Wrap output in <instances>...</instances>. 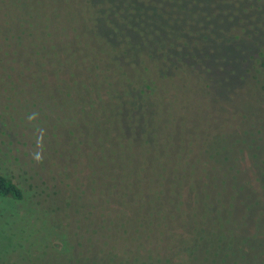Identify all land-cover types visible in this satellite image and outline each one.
Instances as JSON below:
<instances>
[{"label": "rangeland", "instance_id": "374dc122", "mask_svg": "<svg viewBox=\"0 0 264 264\" xmlns=\"http://www.w3.org/2000/svg\"><path fill=\"white\" fill-rule=\"evenodd\" d=\"M139 2L143 7L138 14L139 19L136 18L133 25L150 32L152 41L155 37H159L160 42L171 41L170 56L177 62L175 68H169L171 72L173 70V82L170 84L174 89L171 88L166 94L167 98L162 108L151 102L150 106L144 107L148 112L147 116L141 112H132L124 92L126 88L135 89L145 80L141 77L137 81L135 79L130 81L124 77L116 81V85L112 87L116 97L122 94L120 99L113 98L109 104L89 114L76 116L71 108L61 106L65 100L60 98L55 106L46 103L47 111L51 113L53 119L47 120L44 116L40 131L34 129L32 133L26 131L23 134L21 127L11 121L9 129H6L17 138L16 141L22 135L20 140L27 142L32 156L24 168H15L16 164L13 165L6 158L21 153L22 144L17 146V149L11 145L9 148L7 144H0L2 154H5V156L0 154V171L13 178L14 182H18L20 176L26 185H34L36 192L40 191L36 186L40 181L34 178L35 175L43 171V164L49 167L46 165L49 159L54 160V165L51 166L53 169L47 170L49 174L42 173L51 183L47 190L51 191L47 194L49 198L45 197L46 193L42 198L38 195L41 192H38L35 194V201H44L43 208L47 204L48 211L55 213L56 216L68 212L74 222L81 223L80 232L85 236L83 251L86 253H90L91 250L98 251L102 242L110 237L113 240L118 239L120 225L124 219L114 209V203H118L120 198L128 200L131 211L149 212L155 205L162 214L167 213L160 201L163 200L166 207H171V191L178 179L175 175L176 168L186 167L188 171L192 169L197 161V155L190 156V153L192 150H199V144L195 143L198 140L201 143L206 141L205 135L210 145L206 156L227 161L231 158L236 160L239 155L240 164L228 163L225 169L231 178L248 169L251 188H258L248 156L240 155L244 152L242 149L247 138L245 131L256 132V127L264 123V107L259 109L256 105V101H259L256 99V86H259L256 84V69L248 70L247 66L250 65L241 62L246 56L249 58L251 52L243 51L244 49L250 51L246 46L243 50L235 48L234 42L239 37L245 39L252 35L256 44L260 43V36L264 33V0H139ZM162 3L164 11L163 15H160L158 9ZM50 4L55 6L50 7ZM21 5L22 11L15 2L0 0V20L5 24H0V35L20 37V34H24L22 29L24 12L26 16L28 12L47 11L53 16L55 34L49 36L39 18L35 19L40 24L33 28L36 34H42L43 39L38 41L40 46L38 48L43 57L51 58L57 45L60 52L73 49L77 54L76 58L83 65L95 67V62L105 66L113 63L118 72L124 73L125 70L118 66V60L122 56H119L114 46L101 43L106 33L110 32V28L107 27L103 33L93 35L94 25L91 21L97 15L93 10L101 8L104 13L110 15L114 9L126 7L124 1L111 0V3L105 2L101 6L97 2L92 4L91 0H76L77 12L72 18L78 19L88 11L90 17H84L83 21L77 24L81 29L82 40H76L74 46L68 45L62 37V32L61 35L59 33L62 29L59 27L61 20L67 17L66 11H69V8L62 4V0H22ZM122 13L133 14L128 13L127 9ZM143 33V30H137L138 35ZM160 34L165 37L162 38ZM117 43L121 52L125 45L122 46L120 40ZM126 52L129 53V57L134 54L139 61L142 60L139 50L127 49ZM144 56L149 59L146 53ZM197 58L199 63L196 62ZM127 62L130 63L129 60ZM6 87H15L17 93L8 94ZM25 87L19 80L16 86L10 82L4 85L0 75V107L7 105L4 100L7 96L10 98L12 96L9 111H4L6 115L21 113L19 102L26 97ZM79 97L83 99L81 94ZM31 99L37 102L41 97L33 94ZM261 99L264 103V96ZM120 116L125 117L123 126L118 122ZM74 133L84 140V144L92 138L91 141L104 147L102 142L107 140L103 154L96 160L95 167L84 186L76 181L62 182V171L76 160L75 154L79 152ZM108 134H113V139L108 138ZM2 138L0 135V140ZM261 138L264 139V134H261ZM146 139L152 140L151 146H145ZM254 139L256 140V135ZM8 140L6 138V141ZM133 150L140 152L142 163L146 156H151L153 160L152 168L149 167L147 172L141 171L135 175L134 182V178L127 172V165L140 169H144V166L133 161L126 162L124 157L130 155ZM261 159L264 160L260 155L256 161ZM218 165L220 166L219 163ZM217 171L213 164L204 163L198 168L194 178H190L189 183L196 189L193 198L196 197L200 202L199 205L197 200L193 202V210L200 213L202 224H206L202 217V207L208 199L218 210H224L223 221L226 231L234 233L235 237H241L250 232L253 223H256L254 218L245 217L247 211L243 204L247 194L243 188L245 181L243 177L239 178L242 189L239 195L231 183L228 182L229 185L226 186L220 185L221 177L224 176L222 174L219 176ZM159 173L168 174L165 194L161 192L162 177ZM198 194L203 195L199 197ZM246 201L251 203V197L248 196ZM258 209L259 206L256 205L251 214H256ZM156 218H159V215ZM74 222L72 221V227L75 229L77 224ZM21 223L22 219L14 202L0 198V264H4L6 260L5 264L17 261L14 258H18L19 254L14 256V251L18 250ZM226 234L230 235L227 232ZM33 240L31 237L30 241ZM35 259L38 264L49 261L48 257L42 255L36 256Z\"/></svg>", "mask_w": 264, "mask_h": 264}, {"label": "trees", "instance_id": "16d2710c", "mask_svg": "<svg viewBox=\"0 0 264 264\" xmlns=\"http://www.w3.org/2000/svg\"><path fill=\"white\" fill-rule=\"evenodd\" d=\"M11 1L15 2L22 11V0ZM75 1L62 0V4L67 6L69 11H66L67 17L61 20L59 26L62 27L59 31L60 35L62 32L63 39L70 46H74V42L81 39V29L77 24L81 23L84 17L90 15L88 11L78 19L72 18L77 12ZM91 1L92 4L97 2L101 6L105 2L111 3V0ZM115 1H124L126 7L123 9L118 7L110 15L104 13L101 8L93 10L97 15L91 19L94 25L92 33L97 35L103 33L107 27L110 28L109 33L105 32L106 36L101 43L106 46H114L119 56H122L118 60V66L125 70L123 74L117 71L113 63L105 66L102 63L95 62V67L94 65H83L76 58L77 54L73 49L60 52L57 45L54 46L55 53L51 55V58L43 57L38 48L40 47L38 41L43 39L42 34H36L33 28L40 24L35 19L39 18L44 24L43 27L46 29L47 34L51 37L55 34L53 16L47 11L40 13L28 12L26 16L24 12V18L22 19L24 34H20V37L0 35V75L4 85H8L10 82L16 86V82L19 80L26 86V97L19 102L20 114L10 115L8 113L6 115L4 112L9 111L12 96L11 98L7 96L4 99L7 105H1L0 107V111H3L0 112V135L3 136L0 144H7L8 147L11 145L14 149H17V146L21 144L23 146L21 151L19 149L21 153L16 156L10 158L6 156L9 162L13 165L16 164L15 168H24L25 165L29 164L27 160L32 156L27 147V142L20 140L22 135L16 141L17 138L8 132L10 122L17 123L23 134L26 131L32 133L34 129L40 131V124L44 120V116L47 120L53 119L51 113L47 111V102L51 106H55L59 103V99L63 98L65 103H61V106L64 105L66 109L71 108L76 116L86 115L93 112V110L106 106L113 98L120 99L119 97L122 94L116 97L112 92V87L116 85V81L124 77L130 81L133 79L137 81L138 78L143 77L145 80L143 83L138 84L139 86L135 89L126 88L124 95L126 94L127 103L132 112H141L147 116L148 112L144 110V107L150 106L149 103L152 102L162 108L167 98L166 94L171 88L174 89L170 84L173 82V70L171 72L169 68H175L177 62L170 56L172 53V49H170L171 41L164 40L160 42L159 37H155L152 41L153 37H151L150 32L140 26L133 25L136 18L139 19L138 14L143 7L139 0ZM52 6L55 5L50 4V7ZM163 7L164 4L158 9L160 15H163ZM126 9L128 13L133 14H123V10ZM0 24L5 25L1 20ZM137 30H143V35H138ZM262 34L260 43L257 44L252 35L245 39L239 37L234 42L235 48L243 50L246 46L247 50L250 51L245 49L243 51L245 53L251 52L250 57L247 58L246 56L241 62L250 65L247 66L248 70L256 69V84H259V86H256V99L259 100L256 101V105L259 109L264 107L261 99L264 96V43H262L264 35L262 36ZM160 36L165 37L162 34ZM119 40L122 46L125 45L121 52H119L121 48L118 47L117 43ZM127 49L139 50L142 60L139 61L140 59L134 54L129 57V53L126 52ZM23 51H25L24 55L22 54ZM145 53L149 59L145 58ZM196 62L199 63L198 58ZM6 63H10V65H4ZM6 92L8 94L17 93L15 87H6ZM33 94L41 97V99L37 102L33 101L31 99ZM79 94L83 96V99H80ZM124 121L125 117L120 116L119 124L123 126ZM245 134L247 138L242 149L244 152L240 156H248L251 169L256 176L258 188H251L248 169H243L241 176L237 175L232 178L225 169L228 163L240 164L238 162L239 155L236 160L231 158L227 161L225 159L221 161V159L214 157L208 158L206 155L210 145L205 135L204 139L206 141H203V139V143L199 140L195 143L196 145L199 144V150H192L190 153V156L197 155V161L192 169L188 171L186 167L176 168L175 175L178 176L176 177L178 179L171 191V207H166L164 201H160L161 206L165 208L167 213L162 214L155 205L149 212L143 210L131 211L128 200L120 198L118 203H114V209L124 219V222L122 221L120 225L118 239L115 240L114 238L113 240L110 237L102 242L98 251L91 250L90 253L83 251V244L85 243L83 237L85 236L80 232L82 225L79 221L74 222L68 212L56 216L55 213L48 211L47 204L43 208L44 201H35V194L38 192H41L38 195L42 198H44V193H46L45 197L49 198L47 194H50L51 191L47 192V190L51 187V183L42 173L48 175L49 171L47 170L53 169L51 167L54 165L53 159H49L46 163L49 167L43 164V171H39L34 177L40 181V184L36 185L40 188L38 192H36L34 185H26L19 175L20 180L14 182L13 178L0 171V198L13 201L22 219L18 250L14 251V256L17 253L19 255L17 254L18 258H14L17 261H13V264H38L35 258L40 255L49 258V261L45 264H264V160L256 161L260 155L264 159V139L261 138V134H264V123L256 127V132L247 130ZM255 135L256 140L254 139ZM6 138L9 140L6 141ZM74 138L78 142L79 152L75 154L76 160L65 171H62V182L71 183L76 181L84 186L90 172L95 167L96 160L103 154L102 151L106 147L107 140L102 142L104 147H101L91 141L92 138L86 141L85 144L78 134L74 133ZM108 138L113 139V134H108ZM260 139H262V142H260ZM149 145H152V140L146 139L145 146ZM2 151L3 149L0 148V154L5 156ZM124 159L126 162L133 161L144 166V169H140L127 165V172L134 178L133 182L136 181L135 175L141 171L147 172L148 168L153 166L151 156H146L142 163L138 150H133ZM33 163L36 164L35 160H33ZM204 163L213 164L215 170L218 169L219 176L220 174L224 176L221 177L220 185L226 186L229 185L228 182L231 183L232 188L239 195L240 190H242L240 187L241 179L239 178L243 177L245 181L243 188L247 192L244 198L247 200L248 196L251 197V203H247L243 199V204H245L247 210L245 217L250 216V218L256 220V223H253L252 230L247 234L235 237L234 233L226 231L225 222L223 221L224 210H218L208 199L205 200L202 207V217L207 222L206 224H202L200 213L193 210V202L197 200L196 197L193 198L196 189L192 187L193 185L189 181L191 177L194 178L198 168L203 166ZM165 169L167 170L168 167L166 166ZM160 175L162 177L161 192L165 194L168 174ZM53 182L54 179H52ZM200 195L203 194H198L199 197ZM197 201L199 205V199ZM256 205L259 206L257 213L251 214ZM228 213L232 212L228 211ZM157 215H159V218H156ZM72 221L75 225L77 224L75 229L72 227ZM31 237L32 240L34 238L33 241H30Z\"/></svg>", "mask_w": 264, "mask_h": 264}]
</instances>
